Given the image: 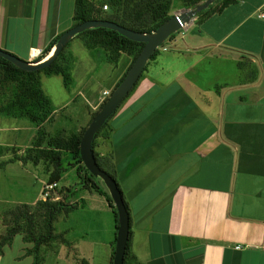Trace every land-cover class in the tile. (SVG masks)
Here are the masks:
<instances>
[{
  "label": "crops",
  "instance_id": "0c3cea01",
  "mask_svg": "<svg viewBox=\"0 0 264 264\" xmlns=\"http://www.w3.org/2000/svg\"><path fill=\"white\" fill-rule=\"evenodd\" d=\"M74 5L75 0H0V49L36 59L71 23ZM261 12L264 0H232L220 12L195 16L149 61L95 138L94 150L116 180L129 160L133 169L147 166L151 184L161 177L171 183L162 217L159 210L135 214L125 200L129 251L138 264H264ZM4 117L0 183H9L2 177L24 165L6 155L9 146L21 147L25 126ZM95 194L74 199L76 210L88 215L86 231L67 240L69 255L61 243L51 253L52 264H112L117 214ZM28 248L15 235L3 247L0 264H31Z\"/></svg>",
  "mask_w": 264,
  "mask_h": 264
},
{
  "label": "rangeland",
  "instance_id": "374dc122",
  "mask_svg": "<svg viewBox=\"0 0 264 264\" xmlns=\"http://www.w3.org/2000/svg\"><path fill=\"white\" fill-rule=\"evenodd\" d=\"M87 1L93 11L98 12L102 16L112 14L113 12L112 7L105 0ZM105 4L107 6L106 9H104ZM218 4L214 3L213 6L216 7ZM190 8L192 7L184 5L183 0H170L168 14L172 16ZM192 20L193 18L189 22ZM189 22L176 31L174 35L181 34ZM75 24L76 22L72 19L71 23L63 31ZM99 41L93 34L82 32L72 37L60 52L57 62L60 65L68 67L72 78L70 85L67 87L63 85L60 75L52 74L46 76L42 72L39 74L42 90L50 98L52 106L51 114L42 123L38 125L33 124L24 117L8 116L0 112L1 117L5 116L4 118L18 123L22 122L25 126L19 132L22 138L20 139L21 147L9 146L8 155H6V158L9 156V160L12 162L18 158H22L21 161L24 167L22 166V169H19L14 165L11 176L5 175L2 177L4 180L10 179V182L0 183V235L5 232L7 225L12 223L11 221L13 215L18 210L17 208H21L26 201L33 206L36 200L42 199V187L47 183H51L48 181L52 170L50 162L43 160L37 164H33L29 161V158H32L29 154L33 156L35 153V151H30V148L33 147L37 128L40 127L44 130L45 141L53 137L67 138L72 134H79L82 129L88 126L92 115L99 110V104L105 98L104 92L113 90L132 62V55L120 52L116 56L114 52L103 47ZM169 41L170 38H167L158 47L159 51ZM20 55L16 56L25 60L22 54ZM15 86V82L0 81V109L13 99ZM11 136L12 138L16 137L14 135ZM44 142L43 146L45 145ZM63 160L65 161L63 163L65 172L61 175L57 187L51 191L52 195H58L59 200L64 196L65 192L63 188L69 187L73 191L66 201L74 203V199L78 200L81 195L95 194L96 192L81 187L79 177L76 174L77 166H72L69 164V161H66L70 160L68 153L63 154ZM140 163L141 161L137 162V164ZM124 165L122 166L121 174L117 176V182L123 191L125 200L131 205L132 211L135 214L138 212L142 215L145 211L153 213L159 210L161 217L164 216L163 214L169 201L171 183L164 184L161 177L154 184H151V180L147 175V166L142 167L140 165L133 169L130 166L129 160ZM132 169L134 170V174ZM96 182L102 190L108 192V189L100 178L96 177ZM99 195L95 194L94 196L99 197ZM156 195L158 196L155 197ZM76 203L78 204V201ZM76 209L67 215L60 214L54 223L55 230L58 233H64L66 240H73L76 236L77 238H82L81 235L86 231L83 229L85 228V223H88V215L85 211ZM162 222L161 219L158 227L162 225ZM35 223V230L38 232L40 230V222L36 220ZM109 223L110 221H108ZM28 244L29 248H31L32 244ZM60 244L61 242L56 240L41 246V264H43L45 256L46 260L44 264H52L51 253L57 252ZM65 245L64 254L69 255L73 253L72 248L68 244ZM114 247L115 244L112 246V252L114 251Z\"/></svg>",
  "mask_w": 264,
  "mask_h": 264
},
{
  "label": "trees",
  "instance_id": "16d2710c",
  "mask_svg": "<svg viewBox=\"0 0 264 264\" xmlns=\"http://www.w3.org/2000/svg\"><path fill=\"white\" fill-rule=\"evenodd\" d=\"M105 1L112 7L113 12L112 14L102 16L98 12L93 11L87 0H75L74 13L72 17L73 21H75L77 24L89 19H107L132 30L140 32H151L154 31L159 24H161L171 16L168 14V11L170 9V0ZM183 1L185 6L193 8L204 0ZM217 1H219V4L216 7L213 6L214 2ZM230 2H232V0H213V2L210 3L206 8L197 12L195 16H207L212 12H220ZM83 32L93 34L100 40L99 43L103 47L107 48L111 52H114L116 56H118L120 52H125L129 55H132V62L144 44L142 42L132 41L122 36L118 32L107 28H91ZM61 33L56 35L52 40L48 42V44L43 48L41 54H39L38 57L34 59V61L41 60L47 54L51 53L50 50L56 43ZM173 35L174 33H172L168 38H171ZM158 53L159 49L157 48L148 59L143 72L146 70L149 61L154 59V57ZM59 56L60 53L57 58L48 66L33 71L22 70L14 66L11 62L0 57V81H12L16 83L13 99L2 106L0 112L8 116L24 117L33 124L38 125L39 123H42L47 118V116L51 114L52 106L50 98L42 90L39 74L42 72L46 76L52 74L60 75L65 87H67L71 83L72 78L70 72L68 71V67L65 65H60L57 62ZM132 62L130 63V65L132 64ZM130 65L128 66V68L130 67ZM125 73L121 76L116 85L121 81ZM141 77L142 74L138 81L134 84L132 89L129 91V93L126 95V97L122 100L117 110L133 92ZM106 99L107 97L104 98L103 101L99 104V108L102 106ZM117 110H115V112ZM96 112L94 113V115L96 114ZM115 112L110 115V117L95 133L91 143L95 159L101 168H103V165L98 153L94 150V141L99 133L104 129L108 120L115 114ZM94 115H92V117ZM84 130L85 129H82L79 134H72L67 138L53 137L45 141L44 130L40 127L37 128L33 147L30 148V151H35V153L33 154V156L32 154H29V156L31 155L32 157L29 158V161L33 164H37L43 160L50 162L52 170L49 174L48 181L58 182L61 178V175L65 172V166L63 164L65 161L63 160V154L68 153L70 160L66 161H69V164H71L72 166H77L76 174L79 177L81 187L86 190L103 195L113 208L114 213L117 214L108 192L101 189L99 184L96 182V177L89 173V171L84 167L81 161L79 155V142ZM43 142L45 143L44 146ZM17 160L21 161L22 158H18ZM107 172L113 178H115V176L111 172ZM63 189L65 192L64 196L59 200L57 199L52 201L48 199H38L35 201V204H33V206L25 203L23 204V206H21V208H17L18 210L13 215L11 221L12 223L10 222L11 224L7 225L5 232L0 235V254H2L3 247L10 244L13 237L17 234L22 235L24 242L32 244L31 248H28L26 250V252L33 257V261L31 264H41V246H44L56 240H59V242L63 244H67V240L64 238V233L55 232L54 223L60 214L67 215L69 212L76 209L78 207V204L76 202H67L66 199L68 196H70L73 190L69 187H65ZM124 203L129 212V207L125 199ZM36 220L40 222V230L38 232H36L35 230ZM117 227L118 220L116 218V229ZM130 236L131 230L129 216V238L126 245L123 264H127L128 262H132V264H138L135 261L134 256L131 255L129 251Z\"/></svg>",
  "mask_w": 264,
  "mask_h": 264
},
{
  "label": "water",
  "instance_id": "95a60500",
  "mask_svg": "<svg viewBox=\"0 0 264 264\" xmlns=\"http://www.w3.org/2000/svg\"><path fill=\"white\" fill-rule=\"evenodd\" d=\"M212 2L213 0H204L193 8L172 15L151 32L132 30L107 19L84 20L63 31L50 50L51 53L38 61L23 60L15 54L0 49V57L22 70L33 71L48 66L57 58L72 37L87 29L99 27L107 28L118 32L132 41L144 43L121 81L113 88L105 102L92 117L79 142V155L84 167L90 174L100 178L104 182L117 212L118 227L116 230L112 264H123L124 262L126 245L129 238V212L124 203L123 193L117 181L106 170L101 168L95 159L91 147L93 137L110 115L117 110L122 100L138 81L152 53L172 33L181 29L187 22L195 17L197 12L206 8Z\"/></svg>",
  "mask_w": 264,
  "mask_h": 264
},
{
  "label": "built area",
  "instance_id": "2783aa9c",
  "mask_svg": "<svg viewBox=\"0 0 264 264\" xmlns=\"http://www.w3.org/2000/svg\"><path fill=\"white\" fill-rule=\"evenodd\" d=\"M106 8H107V6L104 5V9H106ZM258 17L264 19V12L259 13ZM162 49H165V47L163 46ZM104 94H105V98H106L109 96L110 91H105ZM56 187H57V182H51V183L45 184L41 190L42 200H46V199L52 200V201L57 200L58 195H52V192H51ZM236 248H239V247L236 246Z\"/></svg>",
  "mask_w": 264,
  "mask_h": 264
}]
</instances>
